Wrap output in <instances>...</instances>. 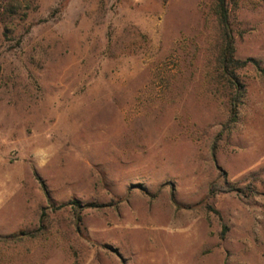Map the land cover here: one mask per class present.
<instances>
[{"label":"rangeland","instance_id":"rangeland-1","mask_svg":"<svg viewBox=\"0 0 264 264\" xmlns=\"http://www.w3.org/2000/svg\"><path fill=\"white\" fill-rule=\"evenodd\" d=\"M215 4L0 0V264H264V0L231 123Z\"/></svg>","mask_w":264,"mask_h":264},{"label":"trees","instance_id":"trees-1","mask_svg":"<svg viewBox=\"0 0 264 264\" xmlns=\"http://www.w3.org/2000/svg\"><path fill=\"white\" fill-rule=\"evenodd\" d=\"M230 1L231 0H216L215 13L222 36V48L219 54L220 72L223 80L234 91L230 101L229 122L231 123L236 119L238 103L244 93L243 86L239 83L236 72L237 70L245 68L248 65H252L256 68L259 67L254 59L249 58L244 61H239L234 57L235 47L231 25ZM259 71L264 74V69H259ZM231 191V188L226 186H219L215 183L210 187L211 194L229 193ZM71 206L75 216L77 217V221L80 222V212L82 211L81 207L76 202L71 203ZM27 236H29V234L14 235L7 238L0 237V242L21 241Z\"/></svg>","mask_w":264,"mask_h":264}]
</instances>
